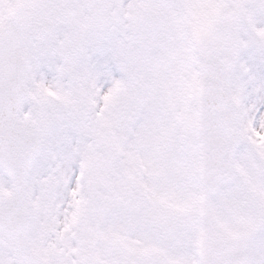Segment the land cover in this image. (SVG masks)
Segmentation results:
<instances>
[{
    "label": "snow or ice",
    "instance_id": "1",
    "mask_svg": "<svg viewBox=\"0 0 264 264\" xmlns=\"http://www.w3.org/2000/svg\"><path fill=\"white\" fill-rule=\"evenodd\" d=\"M0 264H264V0H0Z\"/></svg>",
    "mask_w": 264,
    "mask_h": 264
}]
</instances>
